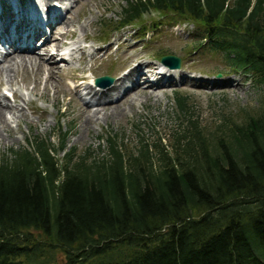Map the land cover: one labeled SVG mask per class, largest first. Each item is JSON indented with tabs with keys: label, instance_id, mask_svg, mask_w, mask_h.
Segmentation results:
<instances>
[{
	"label": "trees",
	"instance_id": "trees-1",
	"mask_svg": "<svg viewBox=\"0 0 264 264\" xmlns=\"http://www.w3.org/2000/svg\"><path fill=\"white\" fill-rule=\"evenodd\" d=\"M123 2L103 27L156 31L151 12L192 25L196 50L264 92V0ZM188 100L175 93L176 127L133 149L108 134L100 155L65 152L63 133L2 156L0 264H264V96L214 126Z\"/></svg>",
	"mask_w": 264,
	"mask_h": 264
},
{
	"label": "rangeland",
	"instance_id": "rangeland-1",
	"mask_svg": "<svg viewBox=\"0 0 264 264\" xmlns=\"http://www.w3.org/2000/svg\"><path fill=\"white\" fill-rule=\"evenodd\" d=\"M64 4L68 5L65 18L78 20L75 27H59L58 30L61 32L74 31L73 37L66 40L65 44L75 41L89 48L86 50L87 54L82 55V59H85L84 63L69 64L73 68H78V72H74L78 77L99 78L109 75L113 78L121 70L137 65L139 62L145 64V69L158 68L161 64L157 62L156 56L171 55L182 59V66L177 71H181L180 74L187 76L188 80L182 82L177 75L172 85L167 84L155 90L146 89L147 86H143L142 89H145L150 96L144 98L132 95L135 102L133 101V104L123 102L120 110L125 113L115 118L109 117L104 120L103 116L104 112L110 113L111 107L115 104L92 106L89 114L96 109L99 110L100 107H105V110H96L100 119L89 125L87 123L86 126L84 125L85 117L77 116V109L83 106V102L75 90V95L72 93L73 82H67L72 72L65 71V68L61 70L60 62L56 61L58 65L56 64L55 67V75L50 84L46 85V73L42 72L44 74H40L41 77L31 68L18 69L14 75H2L0 101H7L3 99L1 92L7 85V90L11 89L16 97L15 101L10 100L9 103L23 109L26 117L19 121L18 126L10 120L12 130L3 134L4 140L0 141V158L2 156L9 158L10 150L27 148L28 141L34 137L46 139L56 148L59 144L57 136L63 133L68 134L65 152L75 148L77 154L89 150L100 155L106 151V143L99 141L98 138L99 136L105 138L108 134L122 138L123 143L133 149L139 137L153 139L154 134L158 135L166 128L176 127L177 120L181 117L172 103L176 90H179V94L189 97L188 104L190 108H194L193 113L203 126H214L230 112H233L232 116L237 121L242 111L257 110L264 92L254 86L251 78L234 74L227 66L222 53L214 55L205 49L196 50L202 33L194 26L167 17L164 21L157 19L161 24L156 31H150L148 25L143 27L144 30L125 28L119 32L110 33L107 36L108 42H105L107 37L103 34L102 26L108 25L109 20H117L124 4L123 0H65ZM154 17L156 15L151 14L146 19L150 22V19ZM84 35L88 39L86 43H83ZM128 47L134 48L129 50ZM96 49H99L97 56L91 54L96 59L94 61L89 58V53H93ZM74 57L79 59L81 55L75 54ZM80 69L84 72L80 73ZM59 70L63 72V75L59 73ZM202 83L204 86L200 85ZM76 84L77 82L74 85ZM18 95L25 101L18 99ZM57 157L62 158L63 153Z\"/></svg>",
	"mask_w": 264,
	"mask_h": 264
},
{
	"label": "bare ground",
	"instance_id": "bare-ground-1",
	"mask_svg": "<svg viewBox=\"0 0 264 264\" xmlns=\"http://www.w3.org/2000/svg\"><path fill=\"white\" fill-rule=\"evenodd\" d=\"M41 1L44 4H48L52 0H41ZM41 1L30 0L27 1L26 3L16 1L14 4L10 5L11 7L10 15H7L0 8V43L8 47L4 51L5 54L0 58V77L2 75L6 76L5 74L14 75L16 74V71L18 69L21 70V69L31 68L32 70L34 69L39 75L44 74L42 72L46 73L45 85L50 84L51 80L53 79L55 75V67L57 66L56 65L57 52L60 49V47H62L63 44H65V41L68 40L69 38H72L74 34V31L61 32L58 29L59 27H68V28L75 27L78 24V20L77 19L69 20L65 18V14L68 12L67 11L68 5L64 4L65 0H62L63 2L61 0H58V2L61 4L60 12H58V10H53V11H46L44 13L40 11V6L43 4L41 3ZM54 1L57 2V0ZM44 22H46L45 25L50 29L49 35L45 34L41 28V25ZM88 25H90V23ZM36 39L42 41L41 49L43 50V53L41 55L37 53V48H36L37 43L36 44L34 43ZM86 40L88 39L84 35L83 41ZM68 45L72 46L69 52V57L72 58L74 61L77 60L74 57V55L80 54L81 60H83L82 55L86 54V47L81 46L79 42H75V41L70 42ZM120 45L124 46V44H120ZM130 48H134V47H128L127 49L130 50ZM2 49L3 48L0 47V53H2ZM98 51L99 49L94 50V52L92 53L93 56H97ZM128 58H126V60ZM144 66L145 64L140 62L134 67L132 65L128 66L126 67V70L122 74H120L116 79H114V81L110 86L98 87V88L91 86L88 83L87 78L85 76L78 77L74 73V72H78V70L65 67L64 70L67 71L70 70V72H72L70 79H73L74 81L77 82V84L74 85L73 89L76 91V93L79 94L78 97L80 98V100H82V102L84 101V99H89V101H93L90 104L84 101L83 106L77 109V116L80 118L85 117L84 125L87 126V123L89 125L93 121H98L100 119V117H98L99 113H96V110L97 111H100V109L102 111L105 110V107L103 108L100 107L99 110L96 109L94 112H91L89 114V109L92 108V106H97V105L111 106L112 104H115L114 107H111L112 110L110 113L104 112L103 114L104 120H107L109 117L115 118L117 115H122V113L124 114L125 112L123 111L121 112L120 110L122 104L123 102L124 103L130 102L129 104H133L134 99H132V95L148 98L150 95L145 91V89H142L143 86L150 87V85H148V83L146 82V77L148 73L143 71ZM165 71H164L165 72L164 75L160 77L158 84L153 85V88L165 87L167 86V84L172 85L173 83H175L174 78L177 75L182 82L188 80L187 76L180 74L181 71L178 72V71L170 70L168 68H166ZM83 72L84 70L80 69V73ZM59 73L63 75L62 71H60ZM166 74H168V76ZM40 76L42 77V75ZM200 85L204 86L203 83ZM195 88H197V86H195ZM7 91H10L12 93V98L15 101L16 97L14 96L12 90L10 89ZM81 92H83L84 96L81 95ZM3 96H4L3 99L7 100V97L5 95ZM17 98L25 101V99H23L19 95ZM103 100L105 101L102 102ZM25 117H26L25 112L23 111V109H19L17 105L10 104L8 100L3 102L0 101V141L4 140L3 139L4 133L8 132V130L10 131L12 130V128L10 127V120H12V122L18 126L19 121H21ZM6 137H8L7 134Z\"/></svg>",
	"mask_w": 264,
	"mask_h": 264
},
{
	"label": "water",
	"instance_id": "water-1",
	"mask_svg": "<svg viewBox=\"0 0 264 264\" xmlns=\"http://www.w3.org/2000/svg\"><path fill=\"white\" fill-rule=\"evenodd\" d=\"M162 62L164 65L170 67L171 69H179L180 67V59L173 57V56H167V57L162 58ZM99 81L109 84L112 82V79L108 77H103V78H100Z\"/></svg>",
	"mask_w": 264,
	"mask_h": 264
}]
</instances>
